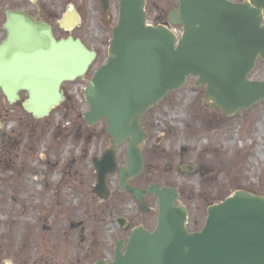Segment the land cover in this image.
<instances>
[{"label": "water", "instance_id": "obj_1", "mask_svg": "<svg viewBox=\"0 0 264 264\" xmlns=\"http://www.w3.org/2000/svg\"><path fill=\"white\" fill-rule=\"evenodd\" d=\"M103 4L107 12L108 0ZM119 7L108 61L85 91V122L93 127L105 120L111 138L102 157L93 160L94 192L108 198L106 180L117 172L116 150L127 144L119 188L131 193L142 211L145 194L151 193L159 213L154 231L136 228L126 248L117 244L112 263L95 264H264V196L236 191L210 206L203 229L190 233L188 211L175 189L152 184L146 192L129 186L144 171L149 137L140 125L143 116L189 77L198 78L196 86H206L205 107L220 108L229 117L264 101V82L249 80L257 61H264V0H179L168 18L183 27L179 41L167 24L146 25V0H120ZM7 17L8 36L0 44V91L10 104L20 100V92H28L24 110L34 119L46 118L65 100L61 85L85 77L96 53L73 37L56 40L52 26L26 12L9 10ZM67 18L62 27L70 29L75 24L69 26Z\"/></svg>", "mask_w": 264, "mask_h": 264}, {"label": "rangeland", "instance_id": "obj_2", "mask_svg": "<svg viewBox=\"0 0 264 264\" xmlns=\"http://www.w3.org/2000/svg\"><path fill=\"white\" fill-rule=\"evenodd\" d=\"M118 3L119 0L112 1L110 13L116 20ZM177 3L178 0H147V8L151 10L148 20L153 23L157 16H168ZM24 4L25 0H6L3 11L7 6L21 8ZM46 4L50 14H59L56 19L72 7L67 0H46ZM92 4L88 0L90 13L84 26L90 27L86 43L95 48L100 35L97 28L104 20L98 19ZM102 34L107 40L111 37V33ZM106 60L107 54L100 63ZM98 67L94 65L86 77L91 78ZM251 77L264 80L263 62H258ZM195 80L190 78L181 91L169 95L153 110V139L158 158H149L147 164L155 172L153 177L149 176L150 180L180 191V203L190 211V222L201 228L209 206L239 190L256 194L258 190L264 191V101L248 111L226 117L221 110L212 112L204 106L205 87H196ZM83 86L75 93L70 112L53 111L47 120H31L25 113L16 112L3 119L2 124L8 128L5 138L9 147H3L5 151L0 157V264H92L101 258L112 259L117 231L111 232L108 204L94 200L92 190L96 183L92 165L83 164L78 169L80 173L69 179L58 159L62 148L75 154L71 143L74 139H86L93 134L97 141L109 139L105 123L89 128L82 118L88 110L82 102ZM28 123L34 126L27 128ZM46 126L49 127L43 130ZM179 160L181 164L206 167L214 172L205 176L199 170L181 172ZM62 171L66 176L61 177ZM82 171H86V178ZM78 179L82 195L64 184L72 180L73 187L80 191ZM116 186L114 179L110 187ZM66 219L84 222V231L79 227L72 234Z\"/></svg>", "mask_w": 264, "mask_h": 264}, {"label": "flooded vegetation", "instance_id": "obj_3", "mask_svg": "<svg viewBox=\"0 0 264 264\" xmlns=\"http://www.w3.org/2000/svg\"><path fill=\"white\" fill-rule=\"evenodd\" d=\"M109 1L111 4L113 0H109ZM5 2H6V0H0V39L4 35L3 38L0 40V44L4 40H6V38L8 36V31L5 28V24H6L7 19H8L7 12L9 10H11V11H23V12H26L32 18L36 19L37 21L45 22V23L51 25L53 35L57 40H61L64 37L63 35L59 36L60 33L66 35L67 36L66 38L73 37L74 39H80L82 41V43L89 50H92L96 53V63L100 64V61L101 60L104 61V59L106 58V54L108 52V49H107L108 46L107 47H105V46H106L107 42L109 45L110 39L107 40L106 37L102 34V32H104V34H107V32L112 33V28H113L115 22H114L113 18L111 19L109 14H105L102 0H91V2L93 3L92 4V10L98 14V19L104 20L103 23H101V22L99 23L98 28L96 27L100 31V35L98 37V39H99L98 45L95 48H91L86 43V41L88 40L87 37L90 35L88 33V30L90 29V27L84 26V23L86 21V15L90 13L88 11V9L90 7L87 5L88 0H67V2H70L72 7L68 11H66L64 13L62 12V15L59 19H56V17L58 18L59 14L57 16L55 15L56 17L53 14H50L48 7H47V4H46V0H25V4L21 8H14V7H11V5H10V6H7V9L3 11L4 6H5ZM74 2H77L78 5H76ZM111 7H112V4H111ZM29 8H31L32 10L30 11ZM59 9H62V7H59ZM34 13H36V15H34ZM72 15H77L79 18V22L75 23L74 28H70V29L63 28L62 27L63 19L70 17ZM2 17H4V20H5V22H3V23H2V20H3ZM165 21H166V19H164L162 16H158L156 23L157 24L164 23ZM89 22H90L89 25H91L90 20H89ZM68 34H70V35H68ZM80 34H82V35H80ZM90 79L91 78H79L77 80H74L71 82H65L64 84H62L61 85V91L63 92V95L65 97V101L59 107H57L54 111L55 112H60L62 110H64L65 112L72 111V109L74 107H72V106L69 107V105L74 103L73 98L75 97V93H77L79 91L81 86L84 85L82 88H85L87 83L89 84ZM84 90L82 93L83 97H84ZM23 96L26 99L28 97V92H25V91L20 92V101L15 103V104H10V102L8 101V99L4 95V93L2 91H0V125H1L0 126V157L2 155L1 153H4V151H5L3 149V147L7 146V145H5V143H6L5 132L8 128L2 124L3 119L11 116V114H14L16 112H18V113L21 112V113H25V114L29 115L24 110V108L22 106V97ZM82 102L88 106V104L85 101V98H84V100H82ZM64 106H66V108ZM154 114H155L154 111L151 113L148 112L141 121V125L144 127V129L147 131V133L149 135V139L147 140L145 147H144V151H143L144 159H145L144 171L140 176L129 181V186L131 188L139 189L141 191H146V192L150 189V186L152 184H158V183L150 180L149 176L153 177L155 175V172H153L151 170L150 166H148V164H147V160L149 158L154 159V156L157 157L155 155L157 144L154 142V139H153L154 133H153V129H152L153 127H155V124H154L155 122L153 121V120H155ZM31 120H33V119H31ZM32 124L33 123H28L27 128L33 127L34 124L33 125ZM22 125L26 126L24 124H22ZM49 126H50V124H49ZM48 127L46 126L43 130H45ZM12 131L13 130L11 129V132ZM31 139H32V136L30 135L29 140L31 141ZM36 141H37V139H35V142ZM71 141L72 140H70L69 142H71ZM71 143H72L73 148L76 149V152L74 155H72L71 153H68L69 148L68 149L65 148V150H64V148H62L60 150V152H58V159H60L62 162V163L61 162L60 163L64 165L67 173H69L68 178L69 179L73 178L74 173H80L78 169H79V167L81 168V166H83V164L90 163V165H92V168L94 170L95 183H97V176H96L95 169L93 166V160L95 158H101L102 157L103 153L110 146V139L97 141L95 139V135L93 134L91 136H88L86 139H74V141ZM63 144H64V142H63ZM29 147H31V146H29ZM49 152H50V154L53 155V152L51 151V149ZM126 153H127V146L126 145H124V146H122L116 150V160H117V164H118L117 172L114 175L107 177V180H106L108 190H109L108 198H102V197H100L94 193V189L96 187V184H95V186H93V190H92V193L95 194L94 200L100 201L101 203H107L109 208H110L109 217H110V223H111V232L113 230L117 231L115 244L118 240H122L124 242L128 241V239L132 233V230L136 227L141 226L147 230H153L156 223H157V218H158V200L155 196H153L149 192H147L145 194L144 204L146 206V210L142 211L137 199L131 193L123 192L119 188V177H120L119 176V170L126 166ZM34 154H37V149L34 150ZM151 155L153 157H150ZM54 156L56 157L55 154H54ZM58 165H59V162H58ZM182 165H185L188 168L189 167H195L196 169L194 168L193 172H197V170H199V172L202 173V170H201L202 167L198 168L197 165L193 166V165L181 164V162L179 160V170L181 172H183L181 169ZM61 170H63V168ZM193 172H191V173H193ZM65 174L66 173L63 171L60 173L61 177L66 176ZM82 174H83L82 175L83 177H85V178L87 177L86 171H84V172L82 171ZM114 179H116V182H117L116 189H112L110 187V184H112V181ZM69 181H70V183L66 181L67 183L65 182L64 184L70 185L73 188V189L70 188L71 191L75 192L78 195H82V194H80L83 191L80 190L81 185H80L79 179H78V188L80 191H78L77 189H75L73 187V184H72L73 181L72 180H69ZM160 186H162V185H160ZM129 208L132 209V212L129 210ZM122 211H123V213H122ZM65 223L70 225L68 227L70 228L72 234H74V232H76L79 229V227H82L83 231L85 229L84 228L85 227L84 222L76 223L73 219H66ZM194 228H195V226L192 225V231H197V230H194ZM70 242H72V241H70ZM98 247H96L95 249H97ZM112 254L114 256V249L112 251ZM113 256L111 257L112 259H113Z\"/></svg>", "mask_w": 264, "mask_h": 264}, {"label": "bare ground", "instance_id": "obj_4", "mask_svg": "<svg viewBox=\"0 0 264 264\" xmlns=\"http://www.w3.org/2000/svg\"><path fill=\"white\" fill-rule=\"evenodd\" d=\"M78 16L77 15H72L71 17H68L67 18V21H69V22H67L68 24H69V26H70V23H72V24H75L77 21H78Z\"/></svg>", "mask_w": 264, "mask_h": 264}, {"label": "trees", "instance_id": "obj_5", "mask_svg": "<svg viewBox=\"0 0 264 264\" xmlns=\"http://www.w3.org/2000/svg\"><path fill=\"white\" fill-rule=\"evenodd\" d=\"M70 103H71V102H70ZM70 106H72V104H70ZM64 107L66 108V106H64ZM25 115H27V114H25ZM28 117L31 118L30 116L27 115V118H28ZM6 144H7V146H5V149H7V148L9 147V143L6 142ZM12 146H13V145H12ZM258 191H259L260 194L264 195V191H261V190H258Z\"/></svg>", "mask_w": 264, "mask_h": 264}]
</instances>
